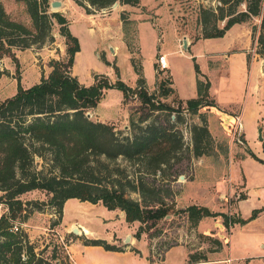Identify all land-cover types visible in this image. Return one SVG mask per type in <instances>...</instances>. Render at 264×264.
I'll return each mask as SVG.
<instances>
[{
    "label": "rangeland",
    "instance_id": "rangeland-1",
    "mask_svg": "<svg viewBox=\"0 0 264 264\" xmlns=\"http://www.w3.org/2000/svg\"><path fill=\"white\" fill-rule=\"evenodd\" d=\"M57 1L62 5L52 9L49 4L48 12L62 13L67 19L70 32L79 41L80 50L75 55L72 68L78 81L89 85L94 81V74H103L112 82L119 78L133 88L136 80L133 60L137 67L142 68L147 90L155 97V103L159 101L171 107L169 110H153L137 95L131 94L124 99L121 90L109 88L104 90L97 106L88 111L90 118L112 125L118 137L129 135L137 124L146 125L152 121L178 129L183 140L182 150L171 160L163 176L145 175V181L156 187L169 189L173 193L175 209H183L190 204L203 205L212 212H223L232 218L239 216L246 222L225 227L221 215L204 217L199 229L196 228L194 232L189 229L185 214L167 215L148 233H143L136 239L134 235L140 222L127 223L123 211L109 210L101 202L92 204L70 198L63 204L60 216L53 207L46 206L42 211L34 210L20 223L35 246V251L49 259L56 257L63 264H75L74 259L80 258L78 248L81 244L84 245L85 239L113 241L117 236L124 237L125 233L132 236L130 240L138 249L143 252L148 249L149 256L156 259L162 256L165 245L168 247L179 242L185 243L188 250L194 247L207 249V243H200V238L196 237V233H203L214 236L223 243L222 250L209 253V258L233 264L228 258L236 262L246 257L241 263L234 264H264V141L259 138L260 128L256 127L252 118L248 119L250 131L256 133V137L249 139L245 147L240 132L236 130V121L229 133L220 132L215 127L210 129L208 121L216 122L214 114L209 117L208 110L211 107L203 106L196 114L187 113L179 102L181 100V106H185V100L180 99L174 89L165 97L160 95L158 88L159 80L169 79L172 82L170 70H160L158 63L160 51L169 52L167 61L174 68L171 71L176 86L184 96L191 94L188 89L194 76L193 63L179 38L187 35L192 42L201 39L199 9L215 8L219 1L140 0L136 7L118 2L117 6L101 10H92L88 6L90 13H86L73 0ZM0 3L12 19L30 25V17L23 4L15 0H0ZM121 13L127 21L124 23L120 19L119 24L115 17L118 15L120 18ZM223 24L224 21L218 22L219 27ZM237 24H242L249 30L251 46L256 51L252 27L258 28L260 19L252 17ZM51 36L52 39L42 45L23 49L13 47L10 54L0 58V101L15 94L17 83L25 88L37 83L42 74L49 72L50 59L65 58L66 46L56 22H53ZM185 39L187 46V38ZM204 48L205 44L200 43L196 52ZM197 61L205 68L203 58L199 57ZM115 66L118 72L115 71ZM251 100L248 94L244 97L245 103ZM262 104L264 111V98ZM180 108L183 111L178 113ZM213 111L212 113H216ZM178 114L181 115V121H178ZM201 114L205 115L214 143L209 154L195 156L191 126L202 123ZM117 164L122 171L120 179L138 176L137 165L121 158L117 160ZM41 165L42 160L35 156L37 169L42 168ZM130 195L136 199L141 198L137 192H131ZM19 199L23 202L47 201L49 194L35 189L19 195ZM170 200L167 198V201ZM4 209L0 203V215ZM254 211H258V216L251 219ZM74 228L78 229V234L73 232ZM157 229L160 230L159 234L151 236L150 233ZM117 244H122V238L117 240ZM173 252L176 254L178 250ZM123 259L118 260L120 264L124 262ZM130 259L131 264L139 262L137 258V262L132 257Z\"/></svg>",
    "mask_w": 264,
    "mask_h": 264
},
{
    "label": "trees",
    "instance_id": "trees-1",
    "mask_svg": "<svg viewBox=\"0 0 264 264\" xmlns=\"http://www.w3.org/2000/svg\"><path fill=\"white\" fill-rule=\"evenodd\" d=\"M15 1L24 5L30 25L12 19L0 3V58L10 54L13 47L23 49L51 40L53 22L59 25L66 48L65 58L50 59L49 72L42 74L37 83L26 88L17 83L15 94L0 101V203L5 208L0 215V264H63L56 257L49 259L36 252L20 223L34 210L42 211L46 206L53 207L60 216L63 204L70 198L92 204L101 202L109 210L123 211L127 223L140 222L134 235L136 239L167 215L185 214L188 227L194 232L204 217L221 215L225 227L246 222L239 216L232 218L223 212H212L203 205L190 204L175 209L169 189L147 183L143 176H163L171 160L182 150L179 130L152 121L146 125L137 124L129 135L118 137L112 125L93 120L86 114L97 106L104 90L109 88L121 90L124 99L135 94L153 110L171 107L159 101L155 103V97L147 90L142 68L133 60L136 74L133 88L119 78L112 82L103 74H94V81L89 85L78 81L72 68L80 45L69 30L66 17L60 12H48L50 0ZM73 1L86 13L91 12L88 6L101 10L110 8L115 2L132 7L140 4V0ZM218 1L215 8L199 9L200 38L222 37L234 24L257 17L260 24L258 28L252 27V37L256 53L264 60V0ZM120 19L124 23L127 21L123 13ZM219 21H224L223 26L219 27ZM193 66L196 97L185 100V106L179 101L180 107L190 114H196L203 106H215L209 97L208 78L195 61ZM114 69L118 72L117 66ZM158 88L161 96L173 92L169 79L159 80ZM182 109L177 110L178 113ZM200 116L202 123L191 126L195 156L209 154L214 143L205 115ZM178 121H181L179 114ZM35 156L42 160L40 169L35 166ZM120 158L137 165V177L119 178L122 171L117 160ZM35 189L46 191L49 199L25 202L19 199V195ZM131 192H137L141 198L131 197ZM256 216L258 211L253 212L251 219ZM159 232L157 229L150 234L156 236ZM196 237L208 247L205 250L189 248V264H225L208 257L209 253L222 250L220 239L203 233H196ZM84 245L124 251V246L104 239H85ZM170 247L165 245L164 250ZM131 250L139 253L135 248Z\"/></svg>",
    "mask_w": 264,
    "mask_h": 264
},
{
    "label": "crops",
    "instance_id": "crops-1",
    "mask_svg": "<svg viewBox=\"0 0 264 264\" xmlns=\"http://www.w3.org/2000/svg\"><path fill=\"white\" fill-rule=\"evenodd\" d=\"M115 20L120 24L121 21L118 15H116ZM184 37L187 38V46L184 49L189 53L188 58L192 60V63L195 61L198 64L200 71L210 82L209 97L214 102L215 106L207 107H211L210 110H208L209 117L211 118L212 114L216 116L215 123H211L210 120L208 121L210 129L211 127H215L219 129L220 132L229 133L232 125L235 123L236 119L239 118L242 125L240 131L241 139L245 147H247L249 139L251 140V138L253 139V137H256V133H252L249 127L248 119L252 118L256 127L261 129V136L264 141V111L262 110V100L264 98V60L251 46L252 40L249 30L243 27L242 24H234L222 37L201 38L195 42H192L187 35H182L179 38L181 45ZM200 43L205 44V48L197 50L196 52V48ZM168 53L169 52L160 51L161 55L164 54L166 56V60ZM199 57L205 60V68L201 67L200 63L197 61ZM167 65L172 77V87L179 98L187 100L196 97L195 71L193 78L190 80V89H188L191 94L189 96H184L175 84L172 73L174 68L168 61ZM247 94L250 95L252 100L245 103L244 97ZM213 110H215L216 113H212L214 112ZM243 118L246 120L243 121ZM202 221L203 218L200 220L199 224ZM199 224L197 227L198 229ZM123 236L124 237L117 236L115 238L116 240L113 241L107 240V242L111 244L119 245L120 243L117 244V240L122 238L121 245L124 246V251L119 252L105 250L101 246L81 244L78 248L80 251V258L74 259L75 264H120L118 261L120 258H124L122 264H131V257L135 261L137 258V260H139V262L136 261L138 264H189L187 262L188 248L183 242L172 245L170 248L164 250L162 256H158L155 259V257L149 256L148 249L147 252H143L138 249L136 247L137 245L131 240L128 243H124L127 234L124 233ZM132 248L137 249L139 253L132 251ZM174 250H178V253L175 254L173 252ZM209 259L222 262L216 258ZM228 259L234 264L241 263L246 257H242L236 262L231 258Z\"/></svg>",
    "mask_w": 264,
    "mask_h": 264
},
{
    "label": "water",
    "instance_id": "water-1",
    "mask_svg": "<svg viewBox=\"0 0 264 264\" xmlns=\"http://www.w3.org/2000/svg\"><path fill=\"white\" fill-rule=\"evenodd\" d=\"M117 4H118V3L115 2V3L113 4V6H117ZM50 6H51L52 9H56V8H58V7L61 6V2H60V1H57V0H53V1L50 2ZM183 47H184V48L186 47V39H185V38H183ZM86 115H87V117H90V114H89V113H87ZM259 138L262 139V136H261V129H259ZM73 232H74L75 234H78L79 231H78L77 228H74V229H73ZM130 238H131V235H127V236L125 237V239H124V243H128L129 240H130Z\"/></svg>",
    "mask_w": 264,
    "mask_h": 264
},
{
    "label": "built area",
    "instance_id": "built-area-1",
    "mask_svg": "<svg viewBox=\"0 0 264 264\" xmlns=\"http://www.w3.org/2000/svg\"><path fill=\"white\" fill-rule=\"evenodd\" d=\"M158 63H159V68L160 70H164L165 68H167V60H166V56L165 55H160L158 57ZM241 122H240V119L237 118L236 120V130H238L239 132L241 131Z\"/></svg>",
    "mask_w": 264,
    "mask_h": 264
}]
</instances>
